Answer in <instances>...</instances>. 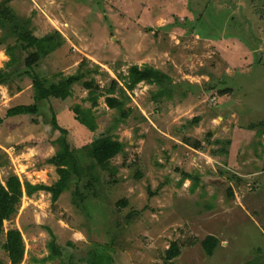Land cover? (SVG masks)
<instances>
[{"label":"rangeland","instance_id":"374dc122","mask_svg":"<svg viewBox=\"0 0 264 264\" xmlns=\"http://www.w3.org/2000/svg\"><path fill=\"white\" fill-rule=\"evenodd\" d=\"M1 2L29 20L36 35L62 33L63 45L35 67L47 86L60 80L56 73L75 74L84 59L90 62L82 69L100 67L66 99L39 101L38 114L10 121L9 108L35 102L34 87L29 77L0 85V155L8 160L2 182L11 173L34 184L57 182L60 175L47 161L66 146L60 137L76 149L84 178L75 175L56 202L48 191L24 195L18 213L4 223L5 231L22 232L20 264H92L98 257L103 264H165L174 242L181 254L172 264H264V155L255 134L264 131V0ZM6 31L0 25L1 69L17 62L8 48L15 38ZM228 62L232 73L225 72ZM134 65L153 78H137ZM92 77L95 94L104 92L95 106L84 85ZM114 81L122 109L106 101ZM78 104L92 107L96 131L75 118ZM124 111L128 117L121 119ZM53 115L67 133L52 128ZM239 125H256L254 134ZM235 131L236 148L243 150L233 157ZM102 135L124 146L104 167L83 148ZM49 229L62 254L41 262L50 255ZM212 235L218 245L209 254L204 241ZM5 241L2 232L0 264H10Z\"/></svg>","mask_w":264,"mask_h":264},{"label":"trees","instance_id":"16d2710c","mask_svg":"<svg viewBox=\"0 0 264 264\" xmlns=\"http://www.w3.org/2000/svg\"><path fill=\"white\" fill-rule=\"evenodd\" d=\"M11 1V0H7ZM4 2V1H3ZM0 3V25L5 28L6 35L13 36L15 41L9 45L11 53L17 59L14 66L8 69L0 68V85H7L9 81H12L15 77L24 78L29 77L32 80L35 93V102L32 104L16 105L7 110V116H16L21 114H38L40 111L39 101L49 100L50 98L66 99L71 94V90L74 84L81 82L87 75L98 72L99 65L93 64L98 69H82L84 66H89L87 59L82 60L81 66L75 74L64 75L58 74L60 77L58 82H53L49 86L48 79L41 77L35 70V67L39 62L57 50L63 45L62 33L58 30L51 31L45 35L38 36L34 30L29 27L27 21H22L13 12L12 9L6 5V3ZM18 18V19H17ZM26 53V54H25ZM25 54V55H24ZM131 71L136 74L137 78L144 80H151L153 73L147 68H141L138 65H134ZM165 76V75H164ZM95 78L86 81L85 87L91 92L89 99L94 100V106L97 99L104 94L100 92L95 94ZM117 81H114L106 93L107 103L111 108L122 109L125 105V100L115 97V85ZM21 86L17 87L21 90ZM72 110L76 115V119L83 125H85L92 132L97 130V122L95 116H93V109L83 108L82 105H75ZM131 111V110H130ZM121 119L128 117V112L122 113ZM120 121V118L118 119ZM197 120V119H196ZM51 126L54 130H59L62 133L68 131L63 128L56 115H53L51 119ZM256 125H252V128ZM60 143L61 140L66 142V146L53 157H50L47 161L48 164L56 167L57 173L60 175V179L53 185H47L45 183H32L29 180L22 181L18 175L11 173L6 179L5 183L2 182L0 177V233L5 232L6 241L3 245L6 251L10 264H20L25 256V242L23 239L22 232L18 228H10L7 231L4 230V223L10 220L14 215L18 213L20 204L24 195L32 196L40 191H48L52 193V199L56 202L61 194L66 191L71 185L75 175L79 182L84 180L83 172L80 167L79 157L76 153V149L72 144L67 141L64 137L57 139ZM123 143L118 141L112 135H102L96 137L91 143L85 145L83 148L88 152L99 165L107 166L109 162L123 150ZM8 162L0 155V171ZM192 177L191 174L187 173L185 178ZM199 180V175L196 177ZM91 186L90 183L87 186ZM77 194L80 200H85L86 195L82 190L78 189ZM123 203V202H122ZM77 204V203H76ZM125 204V203H124ZM49 233L52 235V241L49 242L48 247L50 249V255L41 259V262L52 261L59 258L62 254L60 247L55 242V236L49 229ZM218 245V240L215 236H208L204 241V246L209 254H213L214 249ZM181 254L180 247L177 242H174L171 248L166 253V263L172 264L171 260L178 257ZM92 264H103L98 257L97 262L92 261Z\"/></svg>","mask_w":264,"mask_h":264},{"label":"crops","instance_id":"0c3cea01","mask_svg":"<svg viewBox=\"0 0 264 264\" xmlns=\"http://www.w3.org/2000/svg\"><path fill=\"white\" fill-rule=\"evenodd\" d=\"M102 1H104V0H102ZM124 1H126V0H124ZM77 7H78V4L76 5ZM79 7H82V6H79ZM85 8H86V6H83V8H78L77 10L78 11H80V12H83V11H85ZM89 9V8H88ZM88 9H86V10H88ZM97 11H98V13L100 12V10L99 9H97ZM101 13V12H100ZM130 17V16H129ZM173 18V17H172ZM181 19V21H185V18H180ZM163 20V19H162ZM169 20H170V18L169 19H166V22H169ZM159 22V21H158ZM150 27H152V26H150ZM153 28V27H152ZM178 29V28H177ZM194 33H192V35H194V36H197L198 38H200L201 36H200V34H196L195 33V30H192ZM47 33H49V32H47ZM46 33V34H47ZM207 40V39H206ZM209 40H211L212 42H214L215 44H216V46H217V42L216 41H214V40H212V39H209ZM232 41V40H231ZM234 41V40H233ZM228 42V41H227ZM237 42V41H236ZM235 42V43H236ZM241 43V42H240ZM233 67H232V65L228 62L227 63V65L225 66V72H229V73H232L233 71L231 70ZM6 87V86H5ZM229 88V87H228ZM231 88V87H230ZM230 93V92H229ZM227 94L228 93H226L225 94V96H222V99H226V97H227ZM229 95V94H228ZM57 112V111H56ZM226 113V109L225 108H223V112H222V117L224 116V114ZM58 114V113H57ZM226 116H224V117H227V114H225ZM9 117V121H10V117L11 116H8ZM221 118V117H220ZM223 119V118H222ZM227 119H229V118H227ZM263 122V121H262ZM7 123V122H6ZM9 123V122H8ZM7 123V124H8ZM262 126V128L264 129V122H263V125H261ZM236 128H238L239 130H244L246 133L245 134H247V135H249V134H254V128H250V129H248V128H244L243 126H241V125H239V126H237ZM235 128V129H236ZM259 129V128H258ZM260 130H262V129H259L258 131H257V133H255V134H258V135H260V141H259V145H260V149H262V151H260V155L261 154H263L264 155V131L262 132V131H260ZM58 131V130H57ZM249 132V133H248ZM245 134H244V136L243 137H245ZM241 137V136H240ZM238 141H239V138H238V132L237 131H235L234 132V138L232 139V148H230V153L233 155L235 152L237 153L236 155H233V157L234 156H238L239 154H241V152H242V150L243 149H240V150H237V148H236V144H238ZM248 141H246V143H247ZM241 143H243V142H241ZM236 150V151H235ZM229 156H231L230 154H229ZM259 157V156H258ZM256 160H258V161H260L261 160V158H257ZM41 192V191H40ZM26 196V195H25ZM249 201V200H248ZM253 201V202H252ZM250 202H252V204H255V205H257L259 208L262 206L261 204V202L259 201V200H257L256 198H254L253 200H250ZM247 203V202H246ZM243 205H242V207H245V203H242Z\"/></svg>","mask_w":264,"mask_h":264}]
</instances>
